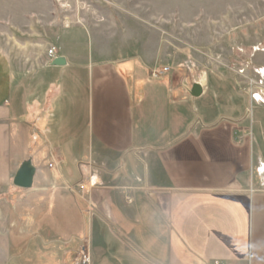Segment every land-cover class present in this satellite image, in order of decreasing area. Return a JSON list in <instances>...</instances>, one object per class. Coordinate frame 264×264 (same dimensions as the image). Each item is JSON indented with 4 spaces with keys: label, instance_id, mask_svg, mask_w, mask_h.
I'll return each mask as SVG.
<instances>
[{
    "label": "crops",
    "instance_id": "crops-1",
    "mask_svg": "<svg viewBox=\"0 0 264 264\" xmlns=\"http://www.w3.org/2000/svg\"><path fill=\"white\" fill-rule=\"evenodd\" d=\"M48 2L0 0V29L49 27ZM55 56L0 52V264H264V107L246 125L137 56Z\"/></svg>",
    "mask_w": 264,
    "mask_h": 264
},
{
    "label": "rangeland",
    "instance_id": "rangeland-1",
    "mask_svg": "<svg viewBox=\"0 0 264 264\" xmlns=\"http://www.w3.org/2000/svg\"><path fill=\"white\" fill-rule=\"evenodd\" d=\"M123 7L128 11L111 0H50L51 15L41 17L52 24L27 35L0 29V52L27 69L50 57L52 47L53 56H137L152 68H170L157 78L149 70L153 80H178L184 90L203 81V100L217 114L236 117L245 109L246 125L262 115L264 0H136Z\"/></svg>",
    "mask_w": 264,
    "mask_h": 264
},
{
    "label": "water",
    "instance_id": "water-1",
    "mask_svg": "<svg viewBox=\"0 0 264 264\" xmlns=\"http://www.w3.org/2000/svg\"><path fill=\"white\" fill-rule=\"evenodd\" d=\"M50 65L63 66L66 65L64 56H54ZM202 93L201 86L198 83H193L190 88V94L194 97L200 96ZM34 174V167L31 165L30 160L23 161L13 177V184L18 187L28 188L31 186Z\"/></svg>",
    "mask_w": 264,
    "mask_h": 264
},
{
    "label": "built area",
    "instance_id": "built-area-1",
    "mask_svg": "<svg viewBox=\"0 0 264 264\" xmlns=\"http://www.w3.org/2000/svg\"><path fill=\"white\" fill-rule=\"evenodd\" d=\"M52 1L59 4L60 0H52ZM54 49H55L54 47L49 49V54L51 58L53 57ZM169 70L170 68L168 66H162L161 68H151L150 75L153 78H157L160 77L163 73L168 72ZM194 83H198L200 85L199 82H194ZM126 198L129 199L128 197ZM89 263H90L89 252L87 246L83 244L78 249V256L75 264H89ZM213 264H222V263L215 261Z\"/></svg>",
    "mask_w": 264,
    "mask_h": 264
}]
</instances>
